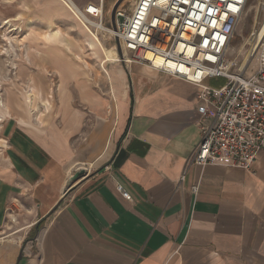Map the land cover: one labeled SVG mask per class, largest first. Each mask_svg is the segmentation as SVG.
Returning <instances> with one entry per match:
<instances>
[{
  "label": "crops",
  "instance_id": "crops-1",
  "mask_svg": "<svg viewBox=\"0 0 264 264\" xmlns=\"http://www.w3.org/2000/svg\"><path fill=\"white\" fill-rule=\"evenodd\" d=\"M95 66L23 67L32 102L55 108L46 125L24 107L0 124V235L24 205L37 236L0 243V264H264V149L249 169L198 165L197 85L141 63L99 80ZM71 169L86 173L70 184Z\"/></svg>",
  "mask_w": 264,
  "mask_h": 264
},
{
  "label": "built area",
  "instance_id": "built-area-1",
  "mask_svg": "<svg viewBox=\"0 0 264 264\" xmlns=\"http://www.w3.org/2000/svg\"><path fill=\"white\" fill-rule=\"evenodd\" d=\"M64 1L94 31L96 21L108 27L118 62L141 63L198 86L202 136L193 162L252 167L264 149V32L254 30L240 46L239 54L248 46L242 61L230 57L249 0H137L131 10L118 5L111 26L107 0ZM212 79L218 84L210 85Z\"/></svg>",
  "mask_w": 264,
  "mask_h": 264
},
{
  "label": "rangeland",
  "instance_id": "rangeland-1",
  "mask_svg": "<svg viewBox=\"0 0 264 264\" xmlns=\"http://www.w3.org/2000/svg\"><path fill=\"white\" fill-rule=\"evenodd\" d=\"M117 1L118 3L125 2V4L133 2V0H116L115 2L107 0L106 17L110 26L109 20L112 19V12ZM58 4L55 0H0V96L6 104L5 107H0V119L2 118L0 124L8 117L13 116L12 110L15 107L18 109L24 107L28 111L32 109L37 125H46V118H50V114L55 108L53 100L50 107L43 105L41 101L32 102L33 98L28 87L31 81L25 78L22 72L24 66H28L30 69L41 64L59 66L65 62V59H76L90 70H93L94 65H97L101 73L107 79H111L107 65L121 63L118 62V52H116V42L113 37L104 32H98L100 37L97 41L83 29L74 17L70 20L60 12L54 13V10L61 5ZM127 6L128 4L126 8ZM5 19H11L10 24L18 27L17 30L10 32L12 42L5 37V28L8 29V26L2 27V22ZM74 22H77L75 32L71 28ZM52 30L55 33L49 34ZM254 30H257L258 34L264 32V0H249L233 39L230 56L232 59L238 56V60L242 61V58L246 56L248 46L240 54L239 48L249 40ZM13 37L15 38L13 39ZM108 57L112 59L107 60ZM106 70L110 76L107 75ZM94 72L96 76L98 75L99 80L102 79L103 76L96 70V66ZM121 73L123 74V72ZM49 77L52 80V88H54L52 95H55L58 75L55 72H50ZM224 81L220 80V83ZM107 88L109 90V87ZM8 104L9 106H7ZM21 113L23 112L20 111L17 114ZM1 144L2 142H0ZM14 212H16L15 220H10V224L2 230L0 241L4 240V236H8L6 239L15 238L19 241L18 247L24 249L27 247L28 239L37 237L35 236L36 228L25 234L24 228L28 225L30 212L24 205L15 206L10 213ZM19 229L22 230L17 232ZM33 240L31 239V241Z\"/></svg>",
  "mask_w": 264,
  "mask_h": 264
},
{
  "label": "bare ground",
  "instance_id": "bare-ground-1",
  "mask_svg": "<svg viewBox=\"0 0 264 264\" xmlns=\"http://www.w3.org/2000/svg\"><path fill=\"white\" fill-rule=\"evenodd\" d=\"M115 1L116 0H114V2ZM60 2L66 7V9L71 13V15L75 18V20L83 27V29H85L87 32H89L97 41H98V37H100V35H99L98 32L109 31L108 30V27L105 24L100 25V23L98 21H96V25H95L96 26V31H94L90 26H88L86 24V20L84 19V17H82L81 15H79V13L72 6H70V4L65 3L64 0H60ZM114 2H113V5H114ZM136 2H137V0H133V2L131 4H129L128 2L125 4V2L124 3H118V1H117L116 4H115V7H117V5H119L120 7H123L125 10H131L133 8V6L136 4ZM127 4H128V6L126 8V5ZM67 5H69L70 7L67 6ZM16 19H18V18H16ZM10 22H11V19H5L2 22V27L8 26V29L11 27L10 30H8L7 28H5V30H6L5 37H6L7 40H9L10 42H12V35L10 36V32L12 30H17L18 27H14V25L13 24H10ZM71 28H72V30L74 32L76 31V28H75V24L74 23H72ZM53 33H55V31L52 30V31H50L49 34H53ZM14 38L15 37H13V39ZM241 49H243V47ZM116 52H118L117 49H116ZM117 55H118V53H117ZM111 59H112L111 57H108L107 60H111ZM106 72L108 73L107 75L110 76L109 75V72L107 70H106ZM5 106H6L5 101L2 98V96H0V107H5ZM7 106H9V104ZM0 120H2V118ZM72 172H73V169H71V171H70L71 176H72ZM21 230L22 229H19L17 232H19ZM5 239L6 238H4V240H1L0 243H3V242H5L7 240V242L10 245H12V246H18L19 245L18 244L19 241L17 239H15V238H10V239H6V240Z\"/></svg>",
  "mask_w": 264,
  "mask_h": 264
},
{
  "label": "water",
  "instance_id": "water-1",
  "mask_svg": "<svg viewBox=\"0 0 264 264\" xmlns=\"http://www.w3.org/2000/svg\"><path fill=\"white\" fill-rule=\"evenodd\" d=\"M114 12H115V9L112 12V20L113 21H114V14H115ZM85 173L86 172L83 169L78 170L75 173H73L72 177L70 178V184H74V183L78 182L80 180V178L85 175Z\"/></svg>",
  "mask_w": 264,
  "mask_h": 264
}]
</instances>
